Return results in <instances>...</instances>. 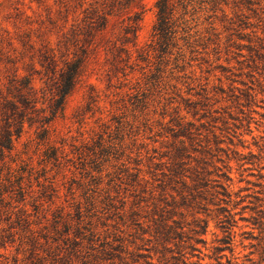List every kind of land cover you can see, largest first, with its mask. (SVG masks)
<instances>
[{
	"label": "rangeland",
	"instance_id": "1",
	"mask_svg": "<svg viewBox=\"0 0 264 264\" xmlns=\"http://www.w3.org/2000/svg\"><path fill=\"white\" fill-rule=\"evenodd\" d=\"M158 2L0 0V133L14 85L36 102L0 157L1 264H264V0H170L166 41ZM46 55L84 73L43 135Z\"/></svg>",
	"mask_w": 264,
	"mask_h": 264
},
{
	"label": "trees",
	"instance_id": "2",
	"mask_svg": "<svg viewBox=\"0 0 264 264\" xmlns=\"http://www.w3.org/2000/svg\"><path fill=\"white\" fill-rule=\"evenodd\" d=\"M169 1L170 0H160V2H158L159 23L156 30L158 32V35L165 41L168 38L173 39L174 35L176 34V31L174 30L175 25L172 22L174 9L170 8ZM136 22L137 20L134 21L133 25H136ZM103 27H105V25H93L89 28L102 29ZM81 51L83 55L86 54L85 50ZM143 55L144 54H141L139 55V57L142 58ZM44 61L47 64V66H45L44 63L43 66L46 69L45 76L47 77V82L52 83L51 87L53 90V98L52 103L49 107L50 115L48 117H45L41 121L43 135H45L47 132L46 125L52 122L63 111L67 98L79 85L84 73V60L82 59V57L67 62L65 64V67L60 71H57V66L53 67L54 62L52 61L50 56L46 55L44 57ZM28 84L29 83L25 81L18 86L14 85V89L18 93L17 102L6 99L3 104L2 121L4 122L5 126L3 127L4 130H2V132L0 133V157H2L5 152L10 153L13 150L14 137L18 138L21 135L25 120L31 121L30 118H27L26 111L30 108H33V105H35L36 102L30 99L32 88L28 89ZM222 189L224 191V188ZM14 191L16 192V197H19L21 201L24 200V192L22 191V187H18ZM8 206H10V204L5 205L4 199H0V222L2 221V215H5L7 212L4 211V209L8 208ZM24 213L26 215V211ZM25 215H22V218ZM11 218L12 216L7 220H11ZM15 223H17L18 226H31L29 218H18L17 222Z\"/></svg>",
	"mask_w": 264,
	"mask_h": 264
}]
</instances>
